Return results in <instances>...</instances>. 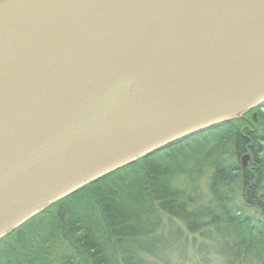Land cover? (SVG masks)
<instances>
[{"label": "water", "instance_id": "water-1", "mask_svg": "<svg viewBox=\"0 0 264 264\" xmlns=\"http://www.w3.org/2000/svg\"><path fill=\"white\" fill-rule=\"evenodd\" d=\"M263 106L264 0H0V237Z\"/></svg>", "mask_w": 264, "mask_h": 264}, {"label": "trees", "instance_id": "trees-1", "mask_svg": "<svg viewBox=\"0 0 264 264\" xmlns=\"http://www.w3.org/2000/svg\"><path fill=\"white\" fill-rule=\"evenodd\" d=\"M0 264H264V106L50 203L0 237Z\"/></svg>", "mask_w": 264, "mask_h": 264}, {"label": "rangeland", "instance_id": "rangeland-1", "mask_svg": "<svg viewBox=\"0 0 264 264\" xmlns=\"http://www.w3.org/2000/svg\"><path fill=\"white\" fill-rule=\"evenodd\" d=\"M253 113H254V111L252 110V111H250V113L247 114V116H250V115H252ZM248 119H250V118H248ZM247 160H248V156H247V159H246V163H247Z\"/></svg>", "mask_w": 264, "mask_h": 264}]
</instances>
